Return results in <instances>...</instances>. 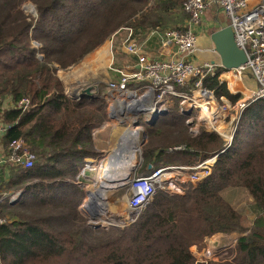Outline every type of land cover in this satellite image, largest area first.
Masks as SVG:
<instances>
[{
	"label": "trees",
	"instance_id": "trees-1",
	"mask_svg": "<svg viewBox=\"0 0 264 264\" xmlns=\"http://www.w3.org/2000/svg\"><path fill=\"white\" fill-rule=\"evenodd\" d=\"M28 2L36 17L24 12ZM187 19L182 0H0V153L22 140L35 156L30 168L1 166L0 190L21 194L0 202V264H264V98L246 103L224 149L214 131L190 133L186 121L193 113L185 115L171 97L167 111L145 125L140 172L217 154L210 174L183 184L182 194L157 190L123 228H93L80 209L86 192L76 180L86 179L79 175L84 158L105 155L92 132L107 122V104L101 97H69L59 71L121 28L135 35L182 30ZM204 84L217 99L238 96L216 76ZM21 99L29 100L26 108L12 106ZM228 188L249 195L251 226H243L223 197ZM233 233L235 244L223 254L195 262L191 247Z\"/></svg>",
	"mask_w": 264,
	"mask_h": 264
},
{
	"label": "built area",
	"instance_id": "built-area-1",
	"mask_svg": "<svg viewBox=\"0 0 264 264\" xmlns=\"http://www.w3.org/2000/svg\"><path fill=\"white\" fill-rule=\"evenodd\" d=\"M216 1L226 17V24L230 25L233 30L235 45L246 51L247 62L230 69L223 68L215 61L195 62L192 59L198 38L195 28L201 24L205 11L211 6V1L182 0L183 9L188 15L184 28L182 30H156L161 32L160 41L163 46L175 47V53L170 58H153L147 55L143 52L141 44L135 41L133 29L125 28L128 34L123 50L125 54L132 56L133 60L130 64L116 70L119 75L116 82H109L106 85L110 113L113 108L111 104L115 103L114 100L123 96L127 100L124 105L130 107V112L135 115L133 121L139 122L142 118L141 122H145L153 118L156 113L167 111L170 106L169 99L176 97L179 99L180 111L190 110V114L192 112L196 116V122L216 131L226 141L224 149L230 145L231 136L236 128L235 119L232 118L229 126L226 127L231 134L216 130L222 120L219 115L225 112L226 102L228 104L230 102L224 96L217 99L214 90L205 86L204 80L209 76H216L222 83L227 77L237 80L250 72L257 84V90L252 94V101L264 98V0ZM220 68L221 71H219ZM28 105V99H21L12 106L26 108ZM211 105L215 107L213 110L210 108ZM245 105L244 102L242 107ZM210 115L215 117L214 122L208 119ZM192 120L190 119L189 122L192 123ZM224 123L225 119L221 124ZM1 127L0 123V135L2 134ZM192 131L197 132V127L193 126ZM124 145L120 139L115 150H120ZM133 148L135 152L140 151L138 140ZM182 148L181 145L174 147V149ZM216 157L217 154L209 156L194 165L159 166L145 173L137 175L135 173L129 176L127 181L125 180L126 182L120 186L126 188L127 193L122 212L110 219L108 216L95 214L94 203L83 204V209L89 216V224L94 227L107 225L118 228L132 224L157 190L183 192V184H196L210 174ZM34 159L35 156L30 149L24 145L22 140H18L11 143L6 153L0 154V169L7 163L19 165L24 169L30 168ZM98 162L101 166L102 160L99 159ZM93 168L91 161L86 162L82 169V176ZM17 195V192L10 193L0 190V202L13 201Z\"/></svg>",
	"mask_w": 264,
	"mask_h": 264
},
{
	"label": "rangeland",
	"instance_id": "rangeland-1",
	"mask_svg": "<svg viewBox=\"0 0 264 264\" xmlns=\"http://www.w3.org/2000/svg\"><path fill=\"white\" fill-rule=\"evenodd\" d=\"M22 8L24 12L28 13L32 17L37 16L36 9L31 2L24 4ZM127 32L128 31L125 28H121L118 31L112 33L100 46H98L93 51H91L89 54H87L81 60L79 64L75 65L74 67L68 68L66 70L59 71V76L63 80L64 84L66 85V89L69 92L80 91L82 89H85L88 86L95 84L96 88L97 89L99 88L98 90L100 92L104 90V87L106 88L107 83L116 82L119 77L118 72L116 70L121 69L127 64H130L133 60V57L125 54L123 50V45H124L126 36L128 34ZM143 37H144L143 33L141 35H135V41L138 42L139 38L143 40L144 39ZM32 42L34 45L38 46V43L35 40H33ZM247 79L250 82L251 87H253L252 90L256 91L257 84L254 81H251L250 77H247ZM233 93L238 96H236V100L234 102L229 101L230 102L229 104L228 102H226V106L224 110L225 112L223 116L222 114L219 115L220 119L222 120L220 121V124L217 126V129H216L225 134H231V132L226 130V127L229 126L228 124L230 123V120L232 118L233 120L235 119L236 122L239 121L240 113L245 107V106L242 107V104H244V102L247 103L248 101H252V96H250L252 93L251 91H249V93L247 94V98L245 99H242L243 95H241V93L239 92H236V90ZM124 98L125 97H122L120 99L121 104L123 103V106L121 105V108L118 107L117 110H114L113 109L114 103L111 105L113 107L110 113L111 116L110 118L107 119L109 123V127L107 128L104 134L103 141H99V140L97 141L98 147L102 151L103 150L107 151V153L103 157L104 164L100 166L99 162H95L93 163L94 165L93 170L85 172V173H89V176L93 178L92 180L88 177L87 178L89 180L88 179L87 180H81V179L76 180L77 183H80V184L82 183L83 189L85 192L88 191V192L93 193L97 190L98 186L101 185L100 183L101 180L97 177L101 173V168L107 164L109 160V156L110 157L112 156L111 160H113L114 165L116 164H118L119 166L121 165L120 163L121 156H124V157L127 156L126 153L130 150L131 143L129 142L126 143L127 145L125 147L127 148V152L123 151L122 149H120L121 151L120 152L118 150H115V148L117 147V142H118L117 139H119V137H122L124 132L127 129H133L135 127L139 128L138 143L140 146V151L135 152L136 158H135V161L133 163L134 165L132 166V168L128 170L125 169V171H127L130 176L135 175V173L136 175L142 174V172H140V167L141 165H143L142 164V154H143L142 152H143V144L146 141L145 125L153 122L155 118H151L149 121H145V122H141L142 118L139 119V122L130 120V118L134 117L135 115L132 112H130L129 110L130 107H127V105H124V103L127 102L126 98L125 99ZM210 108L213 110L215 107L211 105ZM120 109L123 111L126 110L128 112L124 115L121 112L120 114H118ZM225 114L227 115L226 119L224 117ZM188 119L189 120L193 119L192 123H190L189 120L188 122H186L189 127L188 129L190 133L196 134L200 128H205L207 130L214 131L211 127L205 126L203 124H199L198 122H196L195 115H192V117H189ZM223 119H225V123L221 124ZM235 120H234V124H236ZM193 126L197 127V132L192 131ZM214 132L217 133L216 131ZM222 140L224 141V143H226L224 138H222ZM133 145H135V143H133ZM118 152L120 154L119 155L120 157L116 158L117 157L116 155ZM79 175H82L81 169H80ZM114 189L115 190L112 189L108 193L106 198L104 199L105 205L104 206L102 205L103 208H100V209L96 208L94 210L95 214L108 216L111 219L113 216L116 217L118 213L122 212V208L124 205L123 202H125L124 198H126L127 196L126 188L116 187ZM170 192L178 193V192H173V191H170ZM17 193L18 195L15 199H18L21 194L20 191H17ZM179 193L182 194L183 192H179ZM222 195L240 212L243 218V222H242L243 226L245 227L251 226L252 220L254 219V216H255V210L251 206L252 201L249 195L247 194V192L242 188H228L222 191ZM87 198H88L87 195H84L83 202H85ZM89 202H91L90 198H89ZM96 202L99 203L98 198ZM96 202L94 201V204ZM82 205H80V209H82L86 213ZM88 217L89 216L87 215V223L89 224ZM90 226L93 228L109 227L107 225L96 226V227L92 225ZM235 240L236 239H233V238H229V239L221 238L219 240H212V238L211 239L209 238V239H206L201 249H198L195 246L191 247L192 253L195 258V262L200 263V262H206L207 260H215L217 255L221 253L223 254L227 248L232 247L235 244Z\"/></svg>",
	"mask_w": 264,
	"mask_h": 264
},
{
	"label": "crops",
	"instance_id": "crops-1",
	"mask_svg": "<svg viewBox=\"0 0 264 264\" xmlns=\"http://www.w3.org/2000/svg\"><path fill=\"white\" fill-rule=\"evenodd\" d=\"M210 1H211V6L208 7L207 10L205 11V13L202 17V20H201V24L195 28V31L197 33L198 38H197V43H196V50L193 52L192 59L197 63H200L202 61H215L217 63H220L219 56L213 50V43H212L211 38H210V33L216 27H220L222 25H225L226 24V17L222 13L217 1L216 0H210ZM160 33H161L160 31H156V30L145 33V34H143L144 39L138 40V43L141 44L143 52H145L147 55L152 56L153 58H170L175 53V47L172 45L163 46L161 44V41H159L160 40ZM247 77H250L251 81L255 82L251 73L248 72L245 75L239 77V79H237V80H233V79H230L229 77H227V79H224L223 83H226V86H227L228 90H230L231 93L235 92V90H236V92H239V93H241V95H243L242 99H245V98H247V94L249 93V91L252 92L250 96H252V94L254 92V90H252L253 87H251V84L248 81ZM221 79H223V78L221 77ZM98 89H97V91L101 95V98H103L106 101L107 116H108V118H110V107H109L110 101H109V98L107 97V94H106V88L104 87V90H102L100 92ZM77 92L78 91L69 92L66 89L67 94H73L74 95ZM108 127H109V123L107 121L106 123H104L100 127L95 128L93 130L92 135L95 138L96 143L98 140L103 141L104 134H105ZM120 139H121V137H119V139H117V141H119ZM97 147H98V145H97ZM97 149L102 151L99 147ZM102 152L104 154L107 153V151H105V150H103ZM99 159H102V164H104L103 157H102V158H98V159L84 158V165L86 162H89V161H91L92 163L98 162ZM0 171H2V168L0 169ZM3 176H5V175H3ZM85 176H86L85 180H87L88 178H90L91 180L93 179L92 177L89 176V173H85ZM85 195H86V193H85ZM84 203L85 202H83L82 204H84ZM211 238H212V240H219L221 238H223V239H229V238L236 239L237 235L236 234H230V235L216 234V235H213Z\"/></svg>",
	"mask_w": 264,
	"mask_h": 264
},
{
	"label": "bare ground",
	"instance_id": "bare-ground-1",
	"mask_svg": "<svg viewBox=\"0 0 264 264\" xmlns=\"http://www.w3.org/2000/svg\"><path fill=\"white\" fill-rule=\"evenodd\" d=\"M122 97L123 96H121L118 99L114 100V102H115L114 103V108H113L114 110H117L118 107L121 108V105H123V103L121 104V102H120V99ZM120 112L124 115L128 111L121 110V111H119L118 114H120ZM223 114H222V116H223ZM211 117L212 116L210 115L208 117V119L211 120V122H214V118L215 117H212V118ZM226 117H227V115L225 116V119H226ZM133 119H134V117L130 118V120H133ZM218 121H220V120H218ZM138 132H139V129L137 127L133 128V129H127L124 132L123 136L121 137V142H122L123 145L125 143L129 142V143H131V146H130V150L128 152H127V148L125 147V145L120 148L123 151L127 152L126 153L127 154L126 157L121 156V162H120L121 165L120 166L118 164L114 165L113 160H109L107 162V164L104 167L101 168V173L97 177V178H99L101 180L100 181L101 185L98 186L97 190L90 195V199H91L90 203H94V201L96 202V200L98 198L99 203L96 202L98 205L96 203L94 204L97 209L98 208L99 209L103 208L102 205L103 206L105 205L104 199L106 198L108 193L112 189L115 190L114 188L120 187L123 184V182H125V180L128 178L129 173L127 171H125V169H127V170L131 169L132 166L134 165L133 163H134L135 158H136V155H135L136 153H135V150L133 148V143H135V144L137 143V140H138V137H139L138 136ZM118 151H120V150H118ZM119 155L120 154L118 152L117 155H116L117 156L116 158L120 157ZM122 169H124V170H122Z\"/></svg>",
	"mask_w": 264,
	"mask_h": 264
},
{
	"label": "water",
	"instance_id": "water-1",
	"mask_svg": "<svg viewBox=\"0 0 264 264\" xmlns=\"http://www.w3.org/2000/svg\"><path fill=\"white\" fill-rule=\"evenodd\" d=\"M210 38L213 43V50L219 56L220 64L225 69L237 68L244 64L248 60V56L245 50L239 49L234 42V33L230 25L225 24L220 27H216L211 33ZM71 98H81L86 97L90 99L99 98L101 95L98 93L95 85H91L78 91L76 94H68ZM164 112L156 113L153 118L163 114ZM183 113L187 116L190 115V110H183ZM111 116V115H110ZM233 136V135H232ZM231 136V140H232ZM112 157L109 156V160ZM108 160V161H109ZM130 175H128L129 177ZM4 176L3 172L0 171V184L3 182ZM91 192H86L87 199L84 204H91L89 198ZM15 200V199H14ZM13 200V201H14Z\"/></svg>",
	"mask_w": 264,
	"mask_h": 264
}]
</instances>
